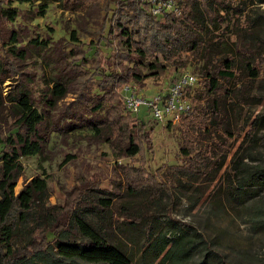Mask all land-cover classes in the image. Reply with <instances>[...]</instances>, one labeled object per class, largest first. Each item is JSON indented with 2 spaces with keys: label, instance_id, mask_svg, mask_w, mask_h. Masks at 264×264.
I'll use <instances>...</instances> for the list:
<instances>
[{
  "label": "trees",
  "instance_id": "obj_1",
  "mask_svg": "<svg viewBox=\"0 0 264 264\" xmlns=\"http://www.w3.org/2000/svg\"><path fill=\"white\" fill-rule=\"evenodd\" d=\"M31 1L0 0V20L10 25L6 30L0 29V109L7 106L4 131L0 125V198L23 171L21 160L42 156L52 134L65 141L71 132L89 131L110 144L116 159L142 155L146 169L144 155L152 148L150 134L153 129L146 128L141 119L144 114L140 118V114L126 113L118 95L110 96L109 101L107 97L117 81L121 84L133 81L139 68L118 63L119 71L104 79V87L100 88L103 96H88L80 86L75 101L58 110L59 102L72 92L74 80L86 72L80 64L60 55L56 54L53 59L49 38L34 37L23 43L21 34L11 27L19 16L11 3L28 4ZM60 1L43 0L39 5V16L45 14L49 2ZM73 1V5L88 13L101 0ZM255 1L264 3V0H177L180 16L167 15L163 23L160 18L150 15L147 4L141 0H122L120 4L112 0V8L110 4L106 7L108 21L105 25L103 20L101 31L108 36L118 32L127 38V46L139 59L159 54L163 60L172 61L181 53H191L206 62L202 70L208 68V81L201 91L194 92V108L182 116V120H187L189 131L180 148L179 164L168 169L169 178L175 184L181 183L182 179L193 180L208 175L210 160L200 156L194 136L198 122L215 126L223 135L240 138L223 169L226 194L233 196L239 189L246 190L264 182V166L255 164L262 162L258 148L264 114L255 115L247 107L256 100L257 89L262 85L258 78L251 77L250 71L264 76V14L250 16L245 13L247 5H254ZM121 7L131 14L123 12ZM127 24L138 25V29L131 30H137V40L133 39ZM220 28H224L221 35L215 34ZM33 54L40 56L52 72L38 99L34 97L31 75L16 77L14 85L4 95L3 84L10 77L8 72H12V76L16 74L9 62L11 57L17 65H23ZM108 85L109 88L105 87ZM116 100L115 108L108 107L109 102ZM130 168L133 172L124 175L127 181L125 193L134 196L147 187L144 181H129V176H138L140 172L138 167ZM152 179L158 185L162 184L157 177ZM95 187L93 180L83 181L65 192L61 205H51L47 201L46 179L32 178L9 198V207L0 219V264H66L73 260L93 264H152L157 260V264H187L192 252L204 249L205 241L200 234L180 228L176 250H173L175 243L166 250L170 241L159 234L161 243L155 240L149 245V238H146L141 256L135 259L121 244L107 239L102 227L90 220L110 218L114 214L110 207H101L98 198L89 196L87 191ZM155 194L148 193L152 198ZM130 220H124V223H139L138 219Z\"/></svg>",
  "mask_w": 264,
  "mask_h": 264
},
{
  "label": "rangeland",
  "instance_id": "obj_2",
  "mask_svg": "<svg viewBox=\"0 0 264 264\" xmlns=\"http://www.w3.org/2000/svg\"><path fill=\"white\" fill-rule=\"evenodd\" d=\"M42 1L11 3L12 7L17 8L19 15L11 27L21 34L24 44L34 37L43 40L49 38L53 59L56 54L60 55L68 61L80 64L85 70L84 75L74 80L72 92L59 102L58 110L65 109L75 101L80 86L88 96H103L100 88L104 87V79L119 71L118 63L124 67L137 66L139 74L133 81L125 84L117 81L111 93L107 94L108 101L110 96L116 94L123 108V93L125 94L124 89L127 86H135L146 97H150L157 91H167L180 75L191 73L196 82L184 89L182 100L189 107V113L194 108V92L202 89L209 78L208 68L202 70L206 66L204 59L191 53H181L172 61L163 60L159 54L139 59L127 46V38L120 36L118 32L108 36L101 31L103 20L107 25L106 7L110 4L112 8V0H101L88 13L84 12V8L73 5V0L49 2L45 14L39 16V5ZM120 1L122 0H115L119 4ZM254 3L247 5L245 13L250 16L264 14V3ZM120 9L131 14L128 9ZM165 20L163 18L160 21L163 23ZM127 27L130 32L133 28L138 29V25L133 24H127ZM1 28L6 30L10 25L0 20ZM223 29L220 28L215 34L221 35ZM136 31L131 32L134 40H137ZM1 42L0 38V44ZM9 62L14 66L16 74L12 76L13 73L8 72L10 77L3 84L4 95L14 85L16 77L21 74L31 75L34 78V97L38 99L40 91L49 83L52 74L41 57L33 54L23 65H17L12 57ZM10 69L13 70L12 67ZM250 75L258 78L262 85L257 89L256 100H252L247 107L255 115H263L264 100L261 98L264 97V76L254 70L250 71ZM105 87L109 88L110 85ZM118 100L109 102L108 107L115 108ZM215 101L222 106L218 100ZM213 106L218 107L216 102ZM140 110L141 118L145 107L142 106ZM6 112L5 105L0 109V125L3 131L6 127ZM125 115L124 113L123 116ZM141 119L146 128L153 129L150 134L152 148L146 149L144 155L146 169L142 155L116 159L110 144L93 136L89 131L71 132L65 141L59 135L52 134L42 156L21 160L23 171L16 183L0 198V219L4 218L9 207V198L17 194L32 178L46 179L47 201L51 205H61L65 192L83 181L93 180L96 187L87 191L89 196L98 198V204L101 207H110L114 214L110 218L90 220L102 227L107 239L121 244L135 259L141 256L146 238H149V245L155 240L161 243L159 234L170 241L166 250L174 243L176 245L173 250H176L179 245L176 238L181 228L188 233L195 231L205 241L204 249L192 252L187 264H264V182L246 190L239 189L233 196L224 191L223 169L228 165L240 138L232 134L223 135L215 126L198 122L194 136L198 141L197 151L200 156L210 160L208 175H200L193 180L182 179L181 183L175 184L169 178L168 169L179 164L180 148L185 133L189 131L187 120L184 121L181 117L177 123L158 125L149 115H144ZM259 135L262 136L258 148L262 162L255 164L264 166V120L260 124ZM123 164H126L125 168L122 167ZM130 167H138L140 172L138 176H129V181L136 183L138 179L140 183L144 181L147 187L145 191L134 196L125 193L127 181L124 175L133 172ZM152 177H157V181L162 184L155 183ZM148 193L157 194L152 198ZM128 217L131 220L138 219L139 223H124V220H130ZM147 249L148 247L145 250ZM163 255L164 252L160 257ZM157 261L152 264H157ZM66 264L93 263L73 260Z\"/></svg>",
  "mask_w": 264,
  "mask_h": 264
},
{
  "label": "built area",
  "instance_id": "obj_3",
  "mask_svg": "<svg viewBox=\"0 0 264 264\" xmlns=\"http://www.w3.org/2000/svg\"><path fill=\"white\" fill-rule=\"evenodd\" d=\"M147 4V11L154 18H166L167 15L180 16L181 11L177 0H141ZM196 82L191 73H184L177 77L167 91H157L146 97L135 86H127L123 93V109L130 115L140 114L141 107H145L144 115H149L154 123L165 125L177 123L183 115L189 113V107L183 102L184 89Z\"/></svg>",
  "mask_w": 264,
  "mask_h": 264
}]
</instances>
